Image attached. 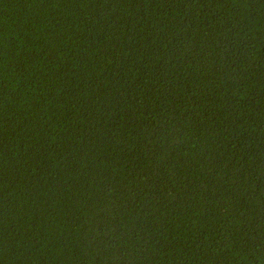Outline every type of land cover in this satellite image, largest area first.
I'll return each instance as SVG.
<instances>
[{"label": "trees", "instance_id": "1", "mask_svg": "<svg viewBox=\"0 0 264 264\" xmlns=\"http://www.w3.org/2000/svg\"><path fill=\"white\" fill-rule=\"evenodd\" d=\"M0 264H264V0H0Z\"/></svg>", "mask_w": 264, "mask_h": 264}]
</instances>
